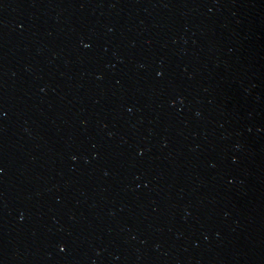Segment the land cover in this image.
<instances>
[{
	"label": "water",
	"instance_id": "obj_1",
	"mask_svg": "<svg viewBox=\"0 0 264 264\" xmlns=\"http://www.w3.org/2000/svg\"><path fill=\"white\" fill-rule=\"evenodd\" d=\"M0 264H264V0H0Z\"/></svg>",
	"mask_w": 264,
	"mask_h": 264
}]
</instances>
